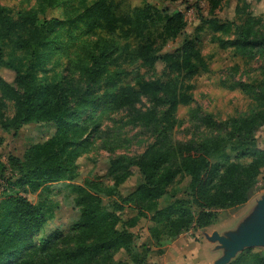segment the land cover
Returning a JSON list of instances; mask_svg holds the SVG:
<instances>
[{
	"label": "trees",
	"instance_id": "trees-1",
	"mask_svg": "<svg viewBox=\"0 0 264 264\" xmlns=\"http://www.w3.org/2000/svg\"><path fill=\"white\" fill-rule=\"evenodd\" d=\"M176 2L177 0H170ZM235 19L200 21L227 39L215 38L220 47L244 58L264 56V34L258 20L236 0ZM36 0L29 10L13 13L0 3V66L15 75L12 84L0 78V127L16 136L29 124H54V135L28 149L20 160L8 156V190L0 195V264H124L115 256L132 254V234L141 219L152 213V237L175 239L192 229L202 230L215 221V210H230L248 202V195L264 169V150L256 146L254 130L264 114L223 123L212 117L195 118L209 130L196 141L174 142L177 112L192 101L188 81L206 64L198 40L185 39L172 54L159 55L152 36L174 40L185 28L180 12L163 14L148 4L129 7L117 0ZM241 4V5H240ZM65 7L66 17L48 19L49 10ZM135 43V44H134ZM163 62L172 77L166 81H125L124 67L140 63L153 68ZM262 84L264 85V71ZM245 84L235 87L244 91ZM145 110L139 108L142 101ZM264 102V91L255 95ZM11 102L14 113L3 112ZM126 113L132 124L151 131L155 142L136 157L119 156L110 162L111 187L95 180L69 185L76 195L78 219L70 232L32 243L52 219L45 200L31 203L27 195L48 193L64 180L76 177L75 162L97 133L98 120L109 113ZM97 115V117H95ZM86 117V118H84ZM214 133H216L214 135ZM235 154H226L227 146ZM213 156L222 163H212ZM136 168L143 183L107 211L100 195H118V186ZM188 177V199L176 200L159 210L158 201L177 178ZM128 205L135 215L126 221L117 213ZM139 264V262H137ZM230 264H264V253L246 250Z\"/></svg>",
	"mask_w": 264,
	"mask_h": 264
},
{
	"label": "rangeland",
	"instance_id": "rangeland-1",
	"mask_svg": "<svg viewBox=\"0 0 264 264\" xmlns=\"http://www.w3.org/2000/svg\"><path fill=\"white\" fill-rule=\"evenodd\" d=\"M70 5L77 7V0H68ZM90 1V0H89ZM129 7H138L148 4L157 8L163 14L180 12L185 22V28L174 40L162 42L160 34L152 36L155 40V49L159 55L172 54L178 50L185 39H197V46L206 64V69L188 81L192 101L177 112L178 125L171 132L174 142L187 143L196 141L209 130L200 126L195 118L212 117L217 123L227 122L238 118H248L256 114H264V102L255 101V95L264 91L262 84L264 71V56L254 54L248 58L237 55L233 49L220 47L215 38L225 40V36L212 32L197 16L195 7L201 12L205 20L216 19L220 22L235 19L236 0H117ZM248 4L247 13L258 20L256 31L264 34V0H245ZM1 5L16 13L29 10L35 6L36 0H0ZM241 5V4H240ZM47 18L64 19L65 7L49 10ZM135 44V43H134ZM130 73L125 83L134 84L135 79L145 81H166L172 75L161 61L153 68H144L140 63L124 67ZM0 78L12 84L15 75L0 66ZM245 84L244 91L236 88V84ZM148 103L143 100L139 108L145 110ZM6 116L12 117L14 110L11 102H6L3 109ZM97 117V115L95 116ZM86 118V117H84ZM56 131L54 124H29L22 127L14 136L12 132H5L0 127V195L8 190L9 173L4 170L7 166L8 156L22 160L28 149L34 145L44 143ZM216 133H214L215 135ZM256 146L264 150V122L254 130ZM87 150L75 162L76 177L73 180H64L54 185L48 193L28 194L31 203L45 200L50 205L52 219L44 226L40 233L32 238L37 244L43 239L59 232L66 236L70 226L78 219L79 208L75 204L76 195L69 189V185L83 186L86 180H96L104 186L111 187L112 179L108 175L110 162L119 156H140L147 147L155 142L150 130L138 124L134 125L126 113H109L98 120L97 133L88 137ZM226 154L234 157L231 146H227ZM212 163H222L217 156H213ZM143 183V178L136 168L131 169L130 177L118 186V195L109 197L100 195L104 208L112 212L114 204H120L118 199L132 195L137 187ZM190 180L188 177L177 178L168 186L164 196L158 201V209L167 208L176 200L188 199ZM264 197V169L258 177L256 185L248 195V202L230 210H215L214 223L202 230L192 229L175 239L159 235L152 237L150 230L154 224L151 221L152 213L146 219H141L137 225L130 229L132 234V254L123 251L115 256V260L124 264H213L221 256V252H213L214 245L207 242L206 236L216 232L222 235L233 231L238 224L255 208L257 201ZM122 220L132 218L135 213L124 206L121 213H117ZM252 253H264V248H252ZM237 254L235 260L240 254ZM231 260V262L233 261ZM230 264V263H229Z\"/></svg>",
	"mask_w": 264,
	"mask_h": 264
},
{
	"label": "water",
	"instance_id": "water-1",
	"mask_svg": "<svg viewBox=\"0 0 264 264\" xmlns=\"http://www.w3.org/2000/svg\"><path fill=\"white\" fill-rule=\"evenodd\" d=\"M213 252L221 256L213 264H229L237 254L246 249L264 248V197L257 201L255 208L238 224L233 231L222 235L214 232L206 236Z\"/></svg>",
	"mask_w": 264,
	"mask_h": 264
}]
</instances>
